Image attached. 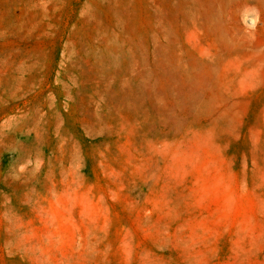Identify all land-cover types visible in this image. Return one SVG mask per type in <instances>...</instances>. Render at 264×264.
Segmentation results:
<instances>
[{
    "label": "rangeland",
    "instance_id": "obj_1",
    "mask_svg": "<svg viewBox=\"0 0 264 264\" xmlns=\"http://www.w3.org/2000/svg\"><path fill=\"white\" fill-rule=\"evenodd\" d=\"M0 264H264V0H0Z\"/></svg>",
    "mask_w": 264,
    "mask_h": 264
}]
</instances>
